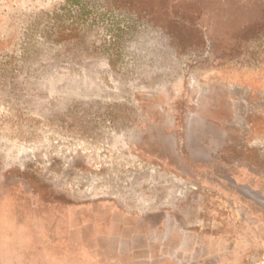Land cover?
<instances>
[{
  "label": "rangeland",
  "instance_id": "rangeland-1",
  "mask_svg": "<svg viewBox=\"0 0 264 264\" xmlns=\"http://www.w3.org/2000/svg\"><path fill=\"white\" fill-rule=\"evenodd\" d=\"M0 264H264V0H0Z\"/></svg>",
  "mask_w": 264,
  "mask_h": 264
}]
</instances>
